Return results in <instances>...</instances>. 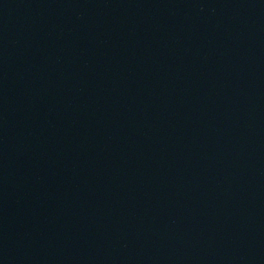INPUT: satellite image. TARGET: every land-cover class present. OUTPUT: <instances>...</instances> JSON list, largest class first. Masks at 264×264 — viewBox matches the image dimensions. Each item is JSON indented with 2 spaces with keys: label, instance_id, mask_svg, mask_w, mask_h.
Here are the masks:
<instances>
[{
  "label": "water",
  "instance_id": "obj_1",
  "mask_svg": "<svg viewBox=\"0 0 264 264\" xmlns=\"http://www.w3.org/2000/svg\"><path fill=\"white\" fill-rule=\"evenodd\" d=\"M0 264H264V0H0Z\"/></svg>",
  "mask_w": 264,
  "mask_h": 264
}]
</instances>
